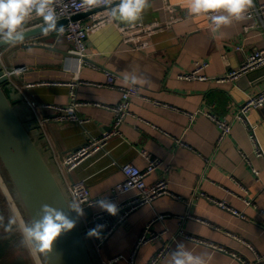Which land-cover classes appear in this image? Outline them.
I'll return each instance as SVG.
<instances>
[{
    "label": "crops",
    "instance_id": "0c3cea01",
    "mask_svg": "<svg viewBox=\"0 0 264 264\" xmlns=\"http://www.w3.org/2000/svg\"><path fill=\"white\" fill-rule=\"evenodd\" d=\"M253 1L264 5V0ZM169 3L176 9L174 14L166 11L163 0H150L136 22L153 25L172 16L179 19L152 38L146 53L123 44L112 24L88 39V59L82 65L75 56L64 57L71 43L56 32L25 41L28 48L23 43L0 51V61L2 66L31 68L12 81L24 97L17 111L26 122L38 121L42 134L37 144L50 159L64 157L110 132L115 115L96 104L115 107L121 102L124 73L135 72L150 81L142 89L137 86L140 96L132 99L131 115L121 135L64 176L66 182L84 184L94 198H100L124 180L122 166L147 169L144 151L163 162L146 183L165 179L172 195L133 211L103 246L98 264H109L120 256L113 264H149L166 245L172 249L161 264H171V254L181 243L194 254L206 253L209 264H253L264 254V108L247 116L262 157L245 124L233 122L231 133L220 142V130L213 121L198 114L192 122L189 114L204 113L211 106L218 119L232 121L243 103L264 91V76L257 82L246 79L241 86L238 79L219 82L239 71L253 52L264 50V27L261 23L248 30L251 21L245 20L213 32L206 16L188 15L187 0ZM200 61L209 64L203 73L206 81L179 78L191 73ZM108 74L115 77L116 88L105 86L110 82ZM70 83L78 85L72 89ZM73 96L79 103L93 104L77 109L79 118L88 122L46 121L55 111L44 105L66 107ZM0 171L5 173L1 164ZM137 194L131 191L120 201ZM103 211L99 206L92 209L93 214ZM148 226L160 238L136 249ZM182 230L204 243L178 236Z\"/></svg>",
    "mask_w": 264,
    "mask_h": 264
},
{
    "label": "built area",
    "instance_id": "2783aa9c",
    "mask_svg": "<svg viewBox=\"0 0 264 264\" xmlns=\"http://www.w3.org/2000/svg\"><path fill=\"white\" fill-rule=\"evenodd\" d=\"M166 11H169V8H172L173 11L170 13L174 14L176 9L170 5L169 0H163ZM78 2V0H77ZM102 9L97 13H94L81 21H70L67 26L64 27V32L62 35L58 34L60 37L67 39L71 43V50L69 51L75 58H77L82 65V62H87L88 54H87V41L88 39L95 33L99 32L100 30L104 29L105 27L115 24L121 34L122 43L128 45L135 49L138 52L146 53L152 43V38L164 31L169 30L172 26L179 21L178 18L172 16L168 21L163 23H154L152 24H145V23H138L132 26H123L119 23H102L105 21L104 9L103 8H95L91 11ZM58 14L60 15V20L62 19H71L74 15L81 14V13H88L91 11H84L82 9H77L71 6V0H60L58 7H57ZM247 21L250 20V24L246 27V29L251 28H258L262 23L264 27V5H256L253 1V6L250 8L249 12L247 13ZM41 26V20L39 18H33L28 22L27 29L38 28ZM239 50V49H238ZM209 64L207 62H197L194 66V70L191 73L181 75L179 78L183 79L184 81H206L207 78L204 77V71L208 68ZM4 73L7 75L9 81L13 84V80L17 77L27 74L30 71V67L28 65H18V66H2ZM264 67V50H259L253 52L242 64L239 71H235L230 73L227 77L223 80L219 79V82L230 80L234 81L241 76L254 71L258 68ZM109 84L105 85L106 87L116 88L114 84V78L110 74H108ZM80 84H90V83H80ZM76 83H70L69 86L73 89ZM103 86V85H99ZM138 88V87H137ZM139 89V88H138ZM122 98L121 102L115 107H105L102 105H98L99 107H103L107 110H110L114 113V123L110 130L103 134L99 138L90 139L83 147L72 151L68 155L56 158L54 157V161L56 163L57 168L60 170L63 178L64 176L73 173L79 167H81L86 161H88L93 156L97 155L101 151L105 150L108 143L111 139L115 137H119L121 135V127L125 123L126 119L131 115V102L132 99L135 97L140 96V90L129 89L127 87L119 88ZM73 94V93H72ZM92 103H79L76 101V98L73 96V102L66 107L63 106H54V105H44V109L46 110H53L55 111V115L46 121H53L57 123H86L87 120H82L78 116L77 109L81 106H92ZM72 107L74 110L69 113L67 109ZM264 108V91L257 93L256 95L252 96L243 103L240 107L238 112L233 116V120H221L218 119L217 116L214 115L212 112L213 107L209 106L208 111L201 112L198 111L197 113L189 114L190 119L192 122L196 118L198 114H202L206 116L208 119L213 121L220 130V139L219 141L222 142L232 131L233 122H241L246 125L248 131H250L251 139L256 144V153L259 157L263 156V152L260 146L256 142V138L254 135V128L248 122V113L252 110H259ZM144 157L147 160V169L142 170L141 168L133 165V164H126L122 166V172L125 176L124 180L118 183L111 191V193L107 197H100L94 198L91 195L90 190L84 184H73L70 182H66V192L70 200L73 198H79L84 215L78 216L79 219L82 221L84 225V229L86 233L91 229L96 228L97 225H103V228L100 231L99 236H89L93 243L94 248L98 252L100 256V252L103 246L110 240L109 238L112 234L122 225L128 222L129 215L135 211L136 209L140 208L143 205L151 204L156 199L166 196L172 195L169 191V184L168 181L163 179L157 181L155 184L147 185L146 178L153 173H155L158 169L162 168L163 162L156 157H153L147 151L143 152ZM1 177V176H0ZM3 177V176H2ZM4 179V178H3ZM3 181V180H2ZM4 182V181H3ZM4 186L6 189L7 186ZM9 191V190H8ZM131 191H137L138 194L129 199L128 201L121 202L120 197L130 193ZM10 193V191H9ZM11 195V194H10ZM12 197V196H11ZM101 199H107L111 202H119L117 207L119 209L116 215H110L108 212L103 211L100 213H92V209L97 205V201ZM16 203V201H15ZM18 206V204L16 203ZM223 205V204H222ZM19 207V206H18ZM223 207V206H222ZM89 212L91 214H89ZM163 217H161L162 219ZM23 223L24 220L21 218ZM25 224V223H24ZM178 236L187 238L192 241H200L196 238L191 237L190 235L186 234L183 230L178 234ZM160 238L159 235L155 234L151 230V226H148L144 231L143 235L141 236L138 246L149 244L153 241H156ZM204 243V242H203ZM248 247L255 252L254 247L248 245ZM172 246L166 245L162 249H160L155 257L151 260L149 264H161V261L164 260L169 253L171 252ZM136 252H134V255ZM122 257L113 258L109 264H113ZM243 264H252L248 262H244ZM253 264H264V254L257 256V262Z\"/></svg>",
    "mask_w": 264,
    "mask_h": 264
},
{
    "label": "clouds",
    "instance_id": "9594fccd",
    "mask_svg": "<svg viewBox=\"0 0 264 264\" xmlns=\"http://www.w3.org/2000/svg\"><path fill=\"white\" fill-rule=\"evenodd\" d=\"M60 0H0V44L15 46L25 41L28 22L35 18L41 20L40 30L44 36L53 32L60 35L64 32L62 25L58 26L60 15L57 7ZM71 6L84 11L103 8L105 21L102 23H124L135 25L143 13L149 8L150 0H71ZM253 6V0H187V13L192 17L206 16L210 22L209 27L213 32L231 26L234 22H243L247 13ZM169 11H173L169 8ZM123 86L139 90L148 85L150 81L135 72L124 73L121 77ZM74 109L69 107L71 113ZM69 210L78 216H83L84 211L79 198L66 201ZM97 205L110 215L119 211L117 205L107 199L97 201ZM14 216L9 217L5 231L11 230L15 224ZM76 226V221L70 219L64 211L43 204L39 211V219L31 224L21 227V245L36 261V264H50L49 254L54 250L56 240L64 233L70 232ZM103 225L88 232V236H99ZM60 256L57 257L59 261ZM171 264H209L206 253L194 254L186 249L183 243L171 254Z\"/></svg>",
    "mask_w": 264,
    "mask_h": 264
},
{
    "label": "water",
    "instance_id": "95a60500",
    "mask_svg": "<svg viewBox=\"0 0 264 264\" xmlns=\"http://www.w3.org/2000/svg\"><path fill=\"white\" fill-rule=\"evenodd\" d=\"M101 10L77 14L70 20L61 19L58 26L65 27L70 21L84 20ZM41 35L43 34L40 27L27 29L25 41L33 42ZM25 41L24 46L28 48ZM10 46L0 44V51ZM36 46L41 47L33 45ZM64 55L73 56L70 52ZM263 76L264 67L258 68L241 76L237 84L241 86L246 79L257 82ZM23 101V95L18 93L14 84L9 81L0 61V164L17 199L16 203L21 206L28 224L39 219V211L43 204L64 211L70 219L76 221L74 229L56 240L54 250L49 254L50 264H98L100 257L82 221L66 206L65 202L70 199L60 170L54 159L48 158L37 144V139L42 134L40 124L36 120L24 121L17 111V105Z\"/></svg>",
    "mask_w": 264,
    "mask_h": 264
},
{
    "label": "trees",
    "instance_id": "16d2710c",
    "mask_svg": "<svg viewBox=\"0 0 264 264\" xmlns=\"http://www.w3.org/2000/svg\"><path fill=\"white\" fill-rule=\"evenodd\" d=\"M2 176L6 180L7 184L11 186L9 181H7L8 178H6V174L3 173ZM0 200H1L0 202L2 209L0 210V231L2 230L5 231V229H3V225L4 222L6 223V225H8V219L3 218V216L1 215V213L4 214L3 208L5 206V203L2 200V197ZM10 227H11L10 231L7 232L5 231L8 234V236L0 241V264H25L24 263L25 261L23 259L24 257L28 259L27 264H33V261L30 258V254L21 245L22 236L17 224L15 223ZM18 252L19 255H17Z\"/></svg>",
    "mask_w": 264,
    "mask_h": 264
},
{
    "label": "rangeland",
    "instance_id": "374dc122",
    "mask_svg": "<svg viewBox=\"0 0 264 264\" xmlns=\"http://www.w3.org/2000/svg\"><path fill=\"white\" fill-rule=\"evenodd\" d=\"M2 174L3 173L0 171V176H1L0 177V199L2 197V200L5 203V206L3 208L4 209V214L1 213V215L3 216V218L8 219V221H9V217L10 216H14V218L16 220V224H17V226L19 228V231L21 232L22 225L24 223L28 224L27 223V219L25 218V216L23 214V211L21 209V206L18 204V202H17V204H18L19 207L16 205L15 201H17V199L12 193L13 192L12 191V187L7 184L5 179H3ZM2 180L5 182V185L7 186L8 189L5 188L4 182ZM8 190L10 191V193H9ZM0 210H2L1 209V202H0ZM9 214H10V216H9ZM21 218H23L24 223H23ZM5 226H6V223L4 222L3 229H5ZM7 236H8V234L5 231H3V230L0 231V241L2 239H5ZM17 255H19V252L17 253ZM13 258H15V257H13ZM30 258L33 261V264H36V261L33 259V257L31 255H30ZM23 259L25 261L24 263L27 264L28 259L26 257H24ZM41 264H43V257H41Z\"/></svg>",
    "mask_w": 264,
    "mask_h": 264
}]
</instances>
